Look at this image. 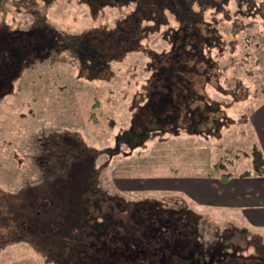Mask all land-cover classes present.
<instances>
[{"label": "rangeland", "instance_id": "374dc122", "mask_svg": "<svg viewBox=\"0 0 264 264\" xmlns=\"http://www.w3.org/2000/svg\"><path fill=\"white\" fill-rule=\"evenodd\" d=\"M126 1L0 0V264H264L239 209L155 182L261 168L264 0L145 35Z\"/></svg>", "mask_w": 264, "mask_h": 264}, {"label": "crops", "instance_id": "0c3cea01", "mask_svg": "<svg viewBox=\"0 0 264 264\" xmlns=\"http://www.w3.org/2000/svg\"><path fill=\"white\" fill-rule=\"evenodd\" d=\"M252 127L259 145L264 153V104L257 107L252 117ZM243 173V172H242ZM158 187L171 186L174 191L182 190L196 202L231 206L239 209L244 226L256 230L264 229V176L253 173L232 177L227 182H221L217 177L161 179ZM169 184V185H168Z\"/></svg>", "mask_w": 264, "mask_h": 264}, {"label": "trees", "instance_id": "16d2710c", "mask_svg": "<svg viewBox=\"0 0 264 264\" xmlns=\"http://www.w3.org/2000/svg\"><path fill=\"white\" fill-rule=\"evenodd\" d=\"M126 2H127V4L135 2V5H136L135 10L132 13H130L129 16L132 14L141 12L140 13V14H142L141 16L145 17L144 18V21H145L144 26L146 29H145L144 35L147 33L148 34L151 33L152 32L151 30H153L155 28L154 27L155 25L159 26L162 24H169L168 19H167V14L169 12H171L177 18L178 23H179V28L189 29L192 27L196 28L197 25H201L202 23H204L203 19L199 18V14L201 15L202 11L201 10H195L196 7H199L202 10L214 8V9H217L219 12V11H223V7L226 4L225 1L222 3V0H173L170 3L166 2V0H158L157 2H155V4H151V5H148L147 3L149 1H146V0H127ZM149 3H151V2H149ZM106 4H111V3H106ZM254 11L258 13L257 10L254 9ZM177 30H179V29H177ZM114 31H116V30L110 31V34L112 35ZM120 34H121V36H123L124 33L123 34L120 33ZM190 38H192L190 40L193 41V46H195V47L196 46L202 47L201 45L203 44V42H207L210 39L209 37L202 35L198 31H193V34H191ZM196 40H198L199 42H196ZM186 129L191 134L193 133V134H202V135H205V134L213 135V133H214L212 130L205 131L202 129L201 130L200 129H193L191 127H186ZM261 152H260L261 160H263L259 164V166L261 168H256V169L244 171L243 173H241V175L248 176V175H251L253 173H256L258 175L264 176V153H263L262 149H261ZM220 165H221V162H219L218 164L207 169L208 173L206 174V176L217 177V178H219V180L221 182H227L228 180H230L233 177V173H231V172L220 173V171H219ZM254 166L257 167L256 162H255ZM199 262H200V260H199ZM203 264H205V263H203Z\"/></svg>", "mask_w": 264, "mask_h": 264}, {"label": "flooded vegetation", "instance_id": "af4514ba", "mask_svg": "<svg viewBox=\"0 0 264 264\" xmlns=\"http://www.w3.org/2000/svg\"><path fill=\"white\" fill-rule=\"evenodd\" d=\"M58 145V144H57ZM264 263V262H263Z\"/></svg>", "mask_w": 264, "mask_h": 264}]
</instances>
